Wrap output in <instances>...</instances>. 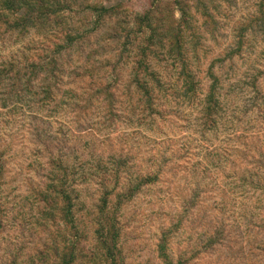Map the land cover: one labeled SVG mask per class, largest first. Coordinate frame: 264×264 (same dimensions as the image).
Wrapping results in <instances>:
<instances>
[{
  "label": "rangeland",
  "instance_id": "374dc122",
  "mask_svg": "<svg viewBox=\"0 0 264 264\" xmlns=\"http://www.w3.org/2000/svg\"><path fill=\"white\" fill-rule=\"evenodd\" d=\"M60 1L52 31L0 26V264H61L73 241L106 264L110 226L117 264H264V0Z\"/></svg>",
  "mask_w": 264,
  "mask_h": 264
},
{
  "label": "trees",
  "instance_id": "16d2710c",
  "mask_svg": "<svg viewBox=\"0 0 264 264\" xmlns=\"http://www.w3.org/2000/svg\"><path fill=\"white\" fill-rule=\"evenodd\" d=\"M177 2L182 6V2L180 0H177ZM66 4H63V2L60 0H0V26L6 25L7 29L11 31H17L18 33H26V31H29L31 27H37V26L43 27L44 30L52 31L54 23L56 22L62 23L64 21L65 17L62 18L64 16L62 15V11H64V9L66 8L65 7ZM95 9L100 13L113 10L112 7L109 8L101 5H97ZM182 9H184V16H185L187 12L183 6ZM57 16H59L60 18H57ZM184 19L183 21H186L187 17L185 20ZM142 22L147 23V26L149 25L152 30L157 32L155 25L152 23V20L150 19V15L148 16L144 15L142 17ZM168 34L170 35L168 38L169 46H170L169 54L171 56L174 55L177 56V54L181 53V49L183 47V41H184V32H183L182 23H179L175 29L172 26V28L168 30ZM47 36L49 38L48 34ZM67 37L71 41H73L76 40L77 37L79 36L72 35L71 33H67ZM68 44L70 45V43ZM52 45L54 47L53 59L50 60L44 58L43 61L41 60L39 64L41 65L42 69L51 67L52 62L56 64L57 62L55 55L60 54L61 51L67 47L65 43L56 42V41H53ZM5 68L8 67L5 66L3 69L0 70V76L2 75L3 72H5L4 71ZM13 68L14 67L9 68L10 69L9 71L11 70L13 71L14 70ZM141 70L143 73L142 77L139 76ZM156 73H157L156 70L152 69L150 64L146 60H142L141 58L140 68L136 73V83L139 87L140 92L143 95H145L148 99H151L153 97V92H152L153 84L150 85V82H153L154 79L155 80L158 79V77L156 78ZM180 73L184 77V86H185L184 93L189 94V92H193V91L195 92L196 82L193 78L192 72L185 65ZM211 77L213 78V82L209 91L206 94L204 101L205 102L204 111L207 114V120H206L207 122L213 120L212 115L213 112H215V110L217 109V105L219 102V96L217 95L218 93L217 85L219 83V78L214 74V72H211ZM47 92L51 93V89L49 88ZM150 179L153 180V178ZM251 183H254V181ZM255 184H257L256 181ZM54 192L65 196L68 199L69 206H71V202L69 199L70 195L69 192L66 190V187L60 185V189L59 188L55 189ZM64 214L67 215V217L73 216L70 207L66 209V212ZM108 233L110 235L101 241V245L104 248V251L101 254V256L104 257L103 259H105V262L107 261L106 264H117L115 260V256L111 257L110 255L112 250H110V246L108 245L109 238L113 242L115 239H117V232L113 230V227L110 226L108 227ZM75 242L76 241L72 242L73 245L69 247V251L66 252L61 257V264L76 263L78 256L80 254L79 252L80 245L77 242L76 243ZM109 250L110 253L107 254Z\"/></svg>",
  "mask_w": 264,
  "mask_h": 264
}]
</instances>
